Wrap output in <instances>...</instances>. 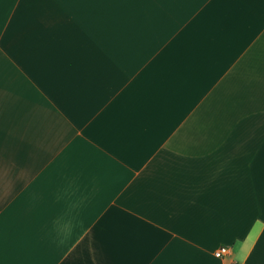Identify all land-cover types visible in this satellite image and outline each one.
<instances>
[{
	"label": "crops",
	"instance_id": "0c3cea01",
	"mask_svg": "<svg viewBox=\"0 0 264 264\" xmlns=\"http://www.w3.org/2000/svg\"><path fill=\"white\" fill-rule=\"evenodd\" d=\"M234 261L264 264V0H0V264Z\"/></svg>",
	"mask_w": 264,
	"mask_h": 264
},
{
	"label": "built area",
	"instance_id": "2783aa9c",
	"mask_svg": "<svg viewBox=\"0 0 264 264\" xmlns=\"http://www.w3.org/2000/svg\"><path fill=\"white\" fill-rule=\"evenodd\" d=\"M231 248L230 246L228 245H222L220 247H218L216 250H215V255L218 256V257H221V258H224L227 254H229ZM231 264H240L239 262H232Z\"/></svg>",
	"mask_w": 264,
	"mask_h": 264
}]
</instances>
